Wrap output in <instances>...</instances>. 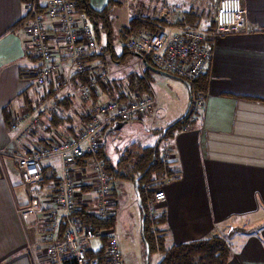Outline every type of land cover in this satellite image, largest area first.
<instances>
[{
	"label": "crops",
	"instance_id": "0c3cea01",
	"mask_svg": "<svg viewBox=\"0 0 264 264\" xmlns=\"http://www.w3.org/2000/svg\"><path fill=\"white\" fill-rule=\"evenodd\" d=\"M90 1L97 11L108 7V21L118 38L116 45L122 47L124 54L127 49L118 33L128 27L130 18L159 19L167 28L178 26L183 17H197L194 9L203 11L209 5L208 0L201 2L202 7L195 6L199 0ZM214 3L211 13L203 15L201 21L207 33L204 41L211 43L212 57L204 74L199 77L201 80L197 78L199 82L193 88L201 93L193 100L192 115L195 119L188 130L183 131L182 127L166 140L159 153L164 158L165 149L170 148L166 160L169 162L168 170L176 178L165 181L162 186L165 202L156 209V218L160 217L158 235L164 248L217 236L224 239L231 250L227 264H264V227H260L264 217V0L243 1L250 32L211 37ZM34 5L43 18L46 42L54 52L49 63L58 66L60 71L52 70L44 87L35 85L30 71L41 61L24 31L32 23V17L23 0H0V264H41L28 247L31 245L36 250L34 254L38 255L44 215L56 209L54 198L60 160L40 159L42 180L24 185L13 155L30 156L55 141L78 140L96 106L109 100L124 104L135 93L148 91V87L155 95L152 111L129 122L151 120L158 100L153 86L156 84L159 88L170 83L167 78L154 79L149 73L151 71L132 53L136 59L130 67L114 62L116 65L108 71V82L100 84L91 92L90 99L83 101L74 92L84 85L85 79L76 73V60L65 53L62 33L58 25L46 17L42 1L36 0ZM118 17L125 19L124 25L113 30L111 24ZM104 38V31H100L97 47L80 61L93 68H106L104 53L113 44L111 35L107 44H103ZM187 89L188 96L181 93L171 97L176 102H185L173 111V117H167V121L162 118L161 121L154 119L150 122V125L160 122L155 132L185 113L190 104V88ZM198 98L202 100L199 107L196 106ZM17 114L38 119V126L32 134H22L20 127L12 129L11 122ZM155 144L156 141L147 146L133 144L113 162L102 152L103 145L96 154H85L78 159L72 167L75 176H82L77 189L78 205L88 212L93 211L95 196L86 172L98 162L103 164V169L109 167L117 173L116 176L113 173L111 180L117 206L114 178L120 179L122 184L130 182L133 177L130 172L132 159L128 158L127 152L134 153L139 147ZM20 186L25 187V198ZM30 186H33V193L28 189ZM146 186L144 184L145 197L148 195ZM32 199L39 202L41 212L35 224L24 225L18 210L26 207ZM116 206L114 223L118 214ZM155 219L148 220L153 222ZM256 222L258 231L247 233L240 228L254 227ZM28 227L33 229L28 230ZM34 242H37V247ZM156 255L160 259V253Z\"/></svg>",
	"mask_w": 264,
	"mask_h": 264
},
{
	"label": "built area",
	"instance_id": "2783aa9c",
	"mask_svg": "<svg viewBox=\"0 0 264 264\" xmlns=\"http://www.w3.org/2000/svg\"><path fill=\"white\" fill-rule=\"evenodd\" d=\"M32 17V23L24 31L30 39L33 51L41 64L33 68L30 74L34 77L37 87H44L51 76L52 70L60 71L58 66L50 65L54 56L52 47L46 42L43 30V18L37 13L34 0H23ZM44 13L48 20L55 22L64 42L65 53L76 60L75 70L78 74H88V84L80 86L74 92L83 101L90 99V91L96 89L98 83L109 80V72L105 67L93 68L81 62L80 58L91 54L97 47L95 32L89 18L74 13L73 0H41ZM244 0H218L212 17L213 29L211 37L225 34L248 33L251 28L246 21ZM166 30L154 33L143 32L127 37L123 45L139 54V61L149 58L156 69L175 77L188 80L204 74L212 57L211 43L205 42L206 31L200 28L179 27L171 25ZM155 103V95L150 87L146 94H134L127 102L119 104L114 101L103 102L94 108L90 120L80 132L78 140H58L47 147L39 148L30 156L13 155L16 168L20 172L24 185H32L42 180L39 160L42 158H57L60 160L59 182L56 187V209L44 215V229L39 235V241L44 246L34 254L32 246L28 248L41 264H125L119 242L110 233L111 229H98L91 223H85L80 217L81 207L77 202V189L81 179L73 173L75 162L85 154H96L102 146V129L114 120L128 122L141 119L149 114ZM202 100L198 98L197 105ZM195 116L191 115L183 125L182 130L190 128ZM38 126V119L27 114H17L11 122L12 129L21 128L22 134H32ZM170 151H164L165 160ZM86 179L92 185L95 205L90 212L95 219L107 220L115 215V199L113 197L111 177L103 169L102 163H93L86 172ZM164 181H155L146 186L151 196L145 202L148 219H155L157 207L165 202L162 189ZM41 212L39 202L32 199L30 203L18 210L24 225L35 224ZM104 239V242L91 247L92 241ZM89 253L92 255L89 256Z\"/></svg>",
	"mask_w": 264,
	"mask_h": 264
},
{
	"label": "trees",
	"instance_id": "16d2710c",
	"mask_svg": "<svg viewBox=\"0 0 264 264\" xmlns=\"http://www.w3.org/2000/svg\"><path fill=\"white\" fill-rule=\"evenodd\" d=\"M35 2L36 0L33 1V4H35ZM73 3H74V13L76 15L84 14L89 18L95 32L96 40L99 39L100 31L102 32L104 31V34L106 35V38L108 40L112 31L110 27V23L108 21L109 20L107 14L108 7H105L102 10L97 11L92 7L90 0H73ZM199 21H200V16H197L196 20L189 19V17H187V18H183L181 23H178V26L198 28L197 26ZM165 27L166 26L162 24L161 20L159 19H151L143 16L132 17L129 20L128 27L120 31L118 33V37H121V39H123L124 41L125 38L129 36H136L143 32L154 33L164 29ZM126 53H134V52L127 50ZM85 56H88V54ZM144 62L155 68V66L150 61L149 58H144ZM80 75L84 76L85 79L83 84L87 85L89 79L88 74L83 73ZM176 78L178 80L187 82L190 86V105L188 107L186 114L184 116H181L179 119L173 121L165 128L160 129L159 131L156 132V134L158 135V140L161 139L159 145H156L157 144L156 142V144L152 147H144V148L139 147L138 149H136V151H134V153L127 152L128 158L132 159V169L130 172L132 173L133 177L131 178V180L132 181L137 180L139 197L141 198L142 207L145 213L144 238L148 244L149 257L159 252L161 257L156 264H227V262L231 258V250L229 248V245L224 239L217 236H211L206 239L192 241L189 243L172 246L170 248H164L163 242L161 241V237L158 235V228H157L158 225L160 224V220H159L160 217H157L153 222H150L147 218L145 202L151 196L152 193L147 192L148 195H146V197L144 196V184L148 185L155 181H164L165 179H168L169 181H173L176 178V176H174L172 171L168 170V166H169L168 160H165L163 157L159 155L161 150L160 145L162 142L168 140L173 134L178 132L183 127V125L188 121L189 117L192 115L193 100L195 99L197 94L201 95V93L198 90H197L198 92H196V90H193L191 88L192 87L191 83L196 84L197 82H199L197 80L200 79L201 77L200 78L198 77V79L195 78L192 82L178 77ZM100 84L102 85L103 83H98L97 87ZM93 90L95 89H92L90 91V94ZM147 92L148 91H146L143 94H146ZM106 127L107 126H104L102 130H104ZM165 129L166 131L163 134V130ZM104 170L107 172V174H109L112 180L113 177L112 175L114 171L111 170L109 167H105ZM116 174L117 173H114L115 176ZM119 176L121 177L122 175L120 174ZM79 217L85 223H91L98 229L108 230V229H112L114 225L113 218L107 220L95 219L93 215L90 212L86 211L85 209H81V213L79 214ZM91 255L92 254L89 253V256Z\"/></svg>",
	"mask_w": 264,
	"mask_h": 264
},
{
	"label": "rangeland",
	"instance_id": "374dc122",
	"mask_svg": "<svg viewBox=\"0 0 264 264\" xmlns=\"http://www.w3.org/2000/svg\"><path fill=\"white\" fill-rule=\"evenodd\" d=\"M207 0H199L198 3L196 2L195 6L202 7L203 3ZM209 5L206 10H201L200 8L194 9V14H198L200 16V21L198 23V28L204 29V23H202V16L203 15H209L211 13V5L214 3L212 0H208ZM217 3L215 2L213 4L214 9L216 7ZM120 13V12H117ZM203 13V14H202ZM185 18V17H183ZM197 17L194 15H190L189 19L196 20ZM125 19L118 17L115 19L111 26H113V30L116 28L122 27L124 25ZM201 23V24H200ZM164 30H166L164 28ZM112 36V48L109 50H106L104 53V65L106 66V69L110 72L114 65V62H119L120 65H125L127 67L131 66V63L135 61V57L132 53H126L124 54V50L119 45H116V42L118 41L117 34L113 31L111 32ZM107 38L105 35V38L103 39V44H107ZM101 45V44H100ZM114 57V58H113ZM135 68L138 70V67L135 66ZM150 75L154 78H167L169 80V84L165 86H158L155 84L154 91L158 98L157 104L155 109L153 110V118L151 120L144 119L142 122L135 121V122H125L123 126L117 130H114L113 132H109L110 129L113 128L114 123L117 120H114L112 123L107 125V127L102 130V140L104 139L102 152L105 154V156L110 159V161H114L119 155H122L125 153L126 149L128 147H131L133 144L140 143L141 145L147 146V145H153L155 141L157 142L158 138L155 132V129L160 127V122H158L155 125H150V122L160 120L162 118L167 121V117H173V111H176L177 109L181 108L185 102H176L175 98H172L176 94L181 95L186 94L189 95L187 86L184 84L181 80H173L168 77H163L161 75H156L154 73L149 72ZM166 79V80H167ZM165 80V79H164ZM194 79H188V81L192 82ZM172 82V83H171ZM155 83V82H154ZM192 89L195 88V83H191ZM173 104H172V103ZM175 102V103H174ZM166 115V116H165ZM170 119V118H169ZM168 119V121H170ZM172 121V120H171ZM166 123V122H165ZM170 123V122H169ZM147 128L150 129V131H147ZM165 128V126H164ZM105 137V138H104ZM165 142V141H164ZM164 142L161 143L160 148L164 145ZM114 187H115V197L117 200V206L114 205V208L116 206L117 209V218L115 220V223L113 225L112 230H110V233L113 234V236L116 238V240L119 242L121 252L123 254V258L125 261V264H147L146 261V250L144 248V243L141 238V216H140V208L138 205V197L136 194V185L138 183L136 180L130 181V182H122L120 183V179L114 178ZM20 192H22V196L25 198V187L20 186ZM135 188V190H134ZM31 193H33V186L28 188ZM38 189V187H37ZM240 221V223L244 222ZM253 226V225H252ZM260 227H264V217L260 221ZM241 229H244L245 232L251 233L253 231H258L259 227L256 222V226L254 227H247L246 229L244 226L240 227ZM28 230H31L33 228L28 227ZM104 242L103 238H100L98 240L92 241L90 243L91 247L96 248V246L100 245ZM41 245V244H40ZM31 246V245H30ZM34 246H38L37 242H34ZM35 247V248H36ZM44 246H40L39 249H43ZM29 252L32 254L30 249L28 248ZM36 252V250H34ZM156 260H159V255H152L148 257V264H154Z\"/></svg>",
	"mask_w": 264,
	"mask_h": 264
},
{
	"label": "water",
	"instance_id": "95a60500",
	"mask_svg": "<svg viewBox=\"0 0 264 264\" xmlns=\"http://www.w3.org/2000/svg\"><path fill=\"white\" fill-rule=\"evenodd\" d=\"M135 55H136L137 57H139V54L135 53ZM144 64H145V66H146L151 72H153V73H155V74L163 75V76H167V77H171V78H175V79H177L176 77H173L172 75H170V74H168V73H166V72H164V71L158 70V69H156V68L150 66V65L147 64L146 62H144ZM183 82H184V84L187 86V88H190V86H189V84H188L187 82H185V81H183ZM189 105H190V104H189ZM187 110H188V107H187L185 113H184L182 116H184V115L186 114ZM122 126H123V122H115L113 128L110 129L109 132H113L114 130L119 129V128H121ZM165 131H166V129L163 130V134L165 133ZM163 134H162V135H163ZM160 141H161V139H159V140L157 141V144H156V145H159ZM136 182H137V180H136ZM136 194H137V197H138V205H139V208H140V211H141V238H142V241H143V243H144V248H145V250H146V261H147V264H148L149 249H148V244H147V242H146V240H145V238H144V219H145V213H144V210H143V207H142L141 198L139 197L138 185H136Z\"/></svg>",
	"mask_w": 264,
	"mask_h": 264
}]
</instances>
